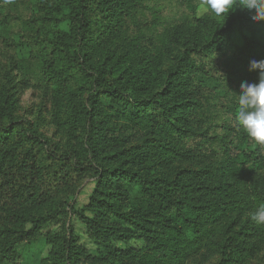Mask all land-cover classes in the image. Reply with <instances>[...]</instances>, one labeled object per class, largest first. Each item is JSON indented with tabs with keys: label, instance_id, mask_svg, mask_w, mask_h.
<instances>
[{
	"label": "trees",
	"instance_id": "16d2710c",
	"mask_svg": "<svg viewBox=\"0 0 264 264\" xmlns=\"http://www.w3.org/2000/svg\"><path fill=\"white\" fill-rule=\"evenodd\" d=\"M3 2L15 7L14 20L21 28L11 44L16 67L12 70L22 72L18 82L53 85L55 115H64L71 134L81 132L84 148L79 141L80 148L74 143L66 148L67 158L58 156L49 147L53 141L39 136L32 121L0 122V222L27 220L24 213L35 196L76 180L75 164L67 163L74 159L85 163L81 170L98 175L87 206L92 214L84 210L80 216L90 236L108 247L105 260L187 264L216 234L223 222L222 207L235 195L232 184L223 180L239 184L264 170V145L234 120L241 82L258 83L259 71H250L249 62L264 59V20L253 22L254 13L240 8L227 17L211 18V13L200 17L198 8L205 0H188L184 14L174 20L160 7L156 10L155 0H57L54 16L47 15L40 23L21 11L24 0ZM112 14L118 15L124 33H114L118 22L109 18ZM187 26L194 28L192 45L169 72L164 87L151 91L163 64L161 56L170 44L186 37ZM112 39L135 47L116 62L111 58L92 62V42ZM13 76L6 66L5 79ZM84 91L88 95L81 99ZM139 134L153 141L144 152L132 149L130 166L99 167L102 159H111V151ZM155 154L162 165L189 157L213 167L182 169L173 177L148 174L146 166ZM258 198L264 204V197ZM62 238L48 264H77L87 255L73 229ZM136 238L146 246L114 245ZM256 250L255 245L239 242L234 253L243 260Z\"/></svg>",
	"mask_w": 264,
	"mask_h": 264
},
{
	"label": "rangeland",
	"instance_id": "374dc122",
	"mask_svg": "<svg viewBox=\"0 0 264 264\" xmlns=\"http://www.w3.org/2000/svg\"><path fill=\"white\" fill-rule=\"evenodd\" d=\"M55 1L57 0H24L21 3V11L27 14L29 20L38 18V21L42 23L43 17L54 16L53 3ZM187 1L155 0L156 10L160 7L166 14H172L174 20L176 16L184 14L187 9ZM206 9V2H202L198 8V15L201 17L211 13V18L216 17L211 10ZM15 14V7L6 5L3 0H0V122L3 124L11 121L24 123L29 120L32 121L39 136L41 135L45 140L47 138L53 141L49 145L50 149L58 156L67 158L70 153L65 150L73 143L80 148V141L84 148L81 132L76 130L74 134H71L64 125V115H55L52 104L53 85L41 87L18 82L22 72L21 70H12L16 67L13 66L15 50L11 44L15 42L16 31L21 33V28H18L16 24L17 20H14ZM150 15L149 13L150 18L148 20L153 18ZM109 18L118 22L114 33L116 30L124 33L118 15L112 14ZM143 21L146 22L144 19ZM140 24L142 26V23ZM183 30L186 37L170 44L167 53L161 56L163 64L160 70L155 73L154 86L151 91L156 92V90L164 87L167 75L180 62L185 49L192 45L194 28L187 26ZM25 33L28 32L25 31ZM4 40L8 42V45ZM68 46L66 44L65 48ZM134 47V45L126 46L120 39H112L103 44L93 41L89 47L92 55L90 59L92 62L101 63L105 59L111 58V62H116L122 54L132 51ZM65 48L61 49L63 54L66 52ZM6 66L14 75L10 81L4 77ZM87 95L86 91L82 92L81 99ZM152 141V137L146 134L132 136L131 142L123 143L111 151L110 160L102 159L98 165L100 168L101 166L103 168L105 166L112 168L130 166L128 159L133 158L132 149L139 147L138 150L144 152ZM123 150L128 153L126 154ZM157 157L156 155L153 160L148 162V166H146L149 170L147 171L148 174L149 172L150 174L161 172L173 177L182 169L192 168L204 171L213 167L207 161L201 163L198 159L189 157H182L169 165H162ZM67 163L69 166L75 164L76 180L58 191L54 190L45 196H35V200L25 210L24 216L27 220L14 223L0 222V260L5 259V264H16L15 262L18 264H48L54 255L57 242L62 241V237L69 228L73 229L78 244L86 249L87 255L80 257L78 254L80 259L77 264H112L105 260L108 247L98 244L90 236L88 228L80 216L84 210L87 214H92L87 206L97 189L98 175L88 169L81 170L79 167L86 166L85 163L75 162L74 159ZM68 165L65 164V166ZM138 168L142 167L138 166ZM232 180L231 178L223 180L225 183L230 182L232 185H229V188H235L238 193L236 195L235 192L234 197L230 199L231 201L222 207L224 209L221 212L223 215L222 224L202 249L189 257L187 264H264V226L250 219V214L261 205L258 197H264V170L254 178L244 179L239 184ZM103 187L106 188V186ZM240 207L245 211L242 210L241 213ZM249 220L259 228H254L252 224H249ZM239 242H245L246 246H257L253 256L240 260L234 253L235 244ZM114 245L118 247H145L146 242L136 238L130 243L115 241Z\"/></svg>",
	"mask_w": 264,
	"mask_h": 264
},
{
	"label": "clouds",
	"instance_id": "9594fccd",
	"mask_svg": "<svg viewBox=\"0 0 264 264\" xmlns=\"http://www.w3.org/2000/svg\"><path fill=\"white\" fill-rule=\"evenodd\" d=\"M207 9L216 16L228 15L237 8L248 10L253 22L264 20V0H205ZM249 70H258V83L241 82L238 94V111L234 120L238 128L253 139L258 145H264V59L251 60ZM250 219L257 224H264V204L259 205Z\"/></svg>",
	"mask_w": 264,
	"mask_h": 264
}]
</instances>
